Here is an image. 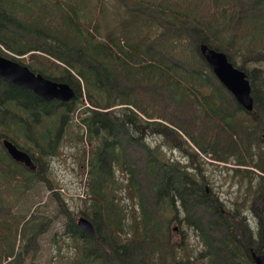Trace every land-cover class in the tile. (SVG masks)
I'll return each instance as SVG.
<instances>
[{
    "label": "trees",
    "instance_id": "trees-1",
    "mask_svg": "<svg viewBox=\"0 0 264 264\" xmlns=\"http://www.w3.org/2000/svg\"><path fill=\"white\" fill-rule=\"evenodd\" d=\"M63 1L64 5L62 0H53L52 4L51 0H0V43L19 54H37L31 60L32 69L66 81L75 90V96L67 101L45 100L33 90L0 77L4 85L0 90V183L8 187L6 192L23 193L40 180L60 199L58 208L65 217L63 232L70 238L65 242L75 249L64 255V264H218L219 258L226 260L224 264H255L251 251H264V144L248 135L253 134V126L245 124L249 118L240 117L235 123L231 105L219 100L213 89L206 90L211 75L199 45L204 42L225 50L228 59L245 71L257 102L264 97V0L247 9L239 0H203L205 3L198 2L197 14L193 15L183 11L190 0H159L165 6L152 4L154 0H119L132 8L127 7L122 21L113 29L104 20V4H96L94 22L86 23V5ZM50 4L53 12L48 14ZM149 10L179 32L170 30L167 36L156 37L159 33H155L156 23L148 17ZM182 25L187 31L180 30ZM190 67L193 72L185 73ZM123 78L129 87L119 93L114 84ZM82 89L86 90L88 104L79 109L75 127L74 111L84 103ZM154 89L171 93L185 118L197 122L192 129L183 126L184 135L180 134L166 114L170 111L163 112L158 108L163 103L153 101ZM241 123L247 131L245 140L238 131ZM216 124L230 134V150L208 143ZM196 127L207 133L199 136ZM69 128L75 137L67 142L78 146L76 163L88 174L79 212L92 221L95 235L76 223L78 212L58 195L62 194L60 183H50L47 177V156L60 148ZM167 130L197 162L202 158L196 148L223 161V167L232 172L230 176L236 177L231 181L236 187L233 198L225 199L213 184L210 188L203 182L201 164L195 167L165 158L162 146L170 139L161 137V142L153 145L147 141L148 136H164ZM2 136L26 149L36 168L13 160L1 144ZM255 142L256 153L249 148ZM125 144L141 150L142 171L151 194L157 196L155 206H148L141 194L137 201L133 198L138 192L139 167L137 170L134 163L125 161ZM246 210L258 219L257 226L248 222ZM30 219L31 223L22 221L25 228L33 234L40 232V218ZM173 220L181 223L179 229L187 225L201 246L186 238L173 239ZM57 241L53 236L52 242Z\"/></svg>",
    "mask_w": 264,
    "mask_h": 264
},
{
    "label": "rangeland",
    "instance_id": "rangeland-1",
    "mask_svg": "<svg viewBox=\"0 0 264 264\" xmlns=\"http://www.w3.org/2000/svg\"><path fill=\"white\" fill-rule=\"evenodd\" d=\"M52 1L53 0H51V4ZM75 1L77 3L83 4V6L86 5L85 9L87 10V13L86 16L84 17V22L86 23L94 22L93 18L95 15L94 9L96 8V4L98 6H102L104 4L106 9V14L103 17L105 22L106 21L109 22V28L111 29L116 28L118 22L122 21L124 11L127 9V7L132 8L131 4L126 5L119 0H92V1L82 0V2L81 0H75ZM201 1L202 4L205 3L203 2V0H196L191 3L190 0L189 1L190 4L186 8H184L183 11L189 12V14L193 15V13H196L195 7L197 8L198 6L197 4H199L198 2ZM239 1H241V7L244 5L242 8L247 9L249 7H253L255 5L253 3L256 2L257 0H248V4L246 5L244 3L246 0H239ZM62 2L64 5L63 0ZM169 2L170 1L167 0V3ZM153 3L157 5L160 4L164 5L163 4L164 2H161L159 0H154L152 4ZM51 4L48 14L50 11L53 12L51 8ZM194 4H196V6ZM142 10L144 11L143 8ZM167 12L170 11L168 10ZM203 12H205L204 14H206L207 10L204 9ZM102 13H103V9L101 10V14ZM147 13H148V17H150L153 20V23H156L155 33L157 32L159 33L157 34L156 37H160V36L165 37L167 36L166 34H170V30L173 31L174 33L179 32L176 26L170 23L167 24L166 20H163L158 13H155L151 10H149V12ZM262 13L264 14V12ZM115 16H116V20H115ZM48 17L49 15L47 16V19ZM52 22L55 23L54 18H52ZM235 22L239 23V17H236ZM162 25H164V27H162ZM180 30L187 31V29L183 28V25L181 26ZM173 32H171V34H174ZM234 36L235 35H233V37ZM39 41L42 40L40 39ZM39 41L37 43H39ZM0 48H1L0 52L3 53L4 55L9 56L8 58L19 61L20 63H24L32 69V66L34 64L31 63V60L33 58H36L37 54L35 56L29 52L24 54H19L6 49L1 43H0ZM72 56L73 59L75 60L77 59V56L75 54H72ZM182 58H186V56ZM80 60L84 61L85 59H80ZM179 63L184 64L181 61H179ZM206 68L208 73L211 75L210 77H208L209 86H207L206 90L210 92L213 89L214 93H216L217 98L219 100L227 102L228 104L231 105L230 114L232 116V120H234L235 123L240 120L239 119L240 117L249 118L246 119L245 124L247 123L250 127L253 126L251 129V131H253V134L251 133L248 135L252 136L251 137L252 141L254 139H258L259 144L261 143L264 144V97H261V99H259L257 102L256 100H254V112H253L254 115L249 116L247 115L246 110L237 103V101L232 96V94L217 79V77L214 75V73L208 67V65L206 66ZM191 72H193L191 67L186 69L185 71V73H191ZM124 84H126L125 78L121 80L119 79V81L114 84V87L119 93H122L124 92V90H128L129 87V86L126 87ZM2 86L4 85L0 84V90L4 88ZM82 92H83L82 98L84 99V103L83 104L80 103L77 109L74 111L73 118H75V121L72 122L73 126H75L74 122H79V118L81 115L79 109L82 108L84 105L88 104L84 96V93L86 95V90L82 89ZM227 93L229 94V97L227 96L228 95ZM153 96L154 97H152V99L155 102V104H157V102L163 103L162 105L159 104L158 108H161L163 112H166L168 110L170 111L166 114L171 116L173 123H175L178 126V129H180L179 130L181 132L180 134L184 135L182 133V131H184L182 128L183 126L184 129H187V127L191 128L193 124L195 125L197 123L196 121H192L190 118H185L183 111L181 110L182 106L180 104H177V102H175L174 97L167 90L161 92V90L156 91L154 89ZM152 110L156 111L155 109ZM252 116L253 118H251ZM235 123L234 125H237ZM242 124L243 123H241V126L238 125V129H239L238 131L241 132L242 140H245L246 139L245 137H247V133H246L247 131ZM209 126L211 127V125ZM196 128H197L196 132L199 136H201L202 133H207L205 132V130L203 132V130H201L199 127ZM210 129L207 128V130ZM67 132L68 134L67 136L64 137L63 144L60 146V148L57 149L56 153L47 156L48 158L47 177L50 183H55V182L60 183L59 191L62 194L59 193L58 195L59 197L62 196L64 197L63 201H66V204L70 209L73 208L75 210V213L78 212L76 216L77 219L78 216L84 215L83 213L79 212V209L80 207H83V199H84V195L86 194L85 183L88 174L86 170L83 169L82 166H79L76 163L78 146L73 145L72 142H67L70 138L72 139L73 136L75 137V135L71 132V128H69ZM211 132L212 130L210 131V133ZM212 133L213 134L211 138L208 139L209 144H212L213 146L219 148H225V149L228 148L230 150L229 143H232L231 136L230 134L225 132V130L222 128L220 124H216V128ZM163 134L164 136L163 135L159 136V134L154 133L153 135L148 136L147 141H149V143L153 145L160 143L161 137L164 139H170L168 144L164 143V145L162 146V153L165 158L170 160L177 159L180 160L182 163L188 165H190L191 163L195 165V167H198L199 164H201L200 165L201 173L204 178L203 182H205L210 188L211 185L213 184L214 189L218 190V192H220V196L224 197L225 199L230 200L229 197L233 198V196L235 195L234 191L236 187L231 183V181L233 180V178L236 179V177L232 178L230 176L232 172L231 170H228L226 168L227 166L223 167L224 165L223 161L220 160L217 161L209 156L210 153L204 154L203 152H201L199 149L196 148V150L198 151L199 155L202 158V160L198 158V162H197V159L194 156L190 155L189 153L190 150L189 151L186 150L185 145L180 147L177 140L174 141L172 140L174 139L172 131L167 130L165 131V133L163 132ZM256 144L257 142H255V145L253 144L252 146H249V148H251L252 151H254V153L258 151V147L256 146ZM125 146H126L124 152L125 161L134 163L135 168L137 170H138L137 167H139L137 174L138 175L137 182L139 184V186L137 185L138 192L134 194L133 198H135L137 201L138 195L141 194V197H143L144 200H146V202L149 203L148 206H155V200L157 199V196L155 195L154 197V195L151 194V190L148 187L146 174L145 172L142 171V169H144L143 167L144 164L142 163L143 162L142 155L141 156L138 155V152L140 154L141 150L136 149L135 145L128 147L125 144ZM192 148L194 149L193 145ZM245 148L246 149L248 148L247 145L245 146ZM85 150L86 153L89 151L88 144L85 145ZM227 164L230 165L228 162ZM119 174L121 176V172L118 171L117 175ZM7 189L8 187L6 186L5 183H0V264H64L65 263L64 261L67 260L65 256L73 253L75 249L73 246L68 247L65 242V241L68 242L70 238H68L66 234L63 232L65 225V217L62 215L61 211L58 208L60 199H58L56 195H53L51 193V189L48 188L46 182L40 180H37L35 183L30 185L28 190L23 193L19 191H17L19 192L18 194L14 192H6ZM128 200L129 198L125 199L126 202ZM135 205L138 207V203ZM245 212H247L246 219L248 220V222L252 226H257L258 219L254 216V214L249 210H246ZM179 215L181 214L179 213ZM31 217L40 218L41 220L42 230L36 234L35 233L33 234L31 233V231H28V229L25 228V225L22 224V221L25 219L26 220L28 219V223H31L32 222L30 219ZM179 224L181 223L177 222V220L171 221L170 226L172 228V238L176 239V241H181V238H186L193 245L196 244V247H200L201 244L198 243L197 237L193 232L190 231L189 227L183 224L180 227L182 229L181 230L177 228ZM173 226H175L176 228L174 229ZM17 230H19L18 233H16ZM53 236H55L56 239H58L56 243L52 242ZM61 253L63 255H61ZM225 261L226 260H222L221 258H219L218 264H224Z\"/></svg>",
    "mask_w": 264,
    "mask_h": 264
},
{
    "label": "water",
    "instance_id": "water-1",
    "mask_svg": "<svg viewBox=\"0 0 264 264\" xmlns=\"http://www.w3.org/2000/svg\"><path fill=\"white\" fill-rule=\"evenodd\" d=\"M199 53L222 85L232 94L237 103L246 111L254 112V98L251 94V84L243 69L235 66L225 51L215 49L208 43H200ZM0 77L17 86L33 90L45 100L56 99L67 101L75 96V90L66 81H59L32 70L28 65L0 54ZM1 144L8 155L29 169H35L36 163L31 154L2 136ZM77 224L92 235L96 234L95 226L85 215L76 219ZM255 264H264V251H251Z\"/></svg>",
    "mask_w": 264,
    "mask_h": 264
},
{
    "label": "flooded vegetation",
    "instance_id": "flooded-vegetation-1",
    "mask_svg": "<svg viewBox=\"0 0 264 264\" xmlns=\"http://www.w3.org/2000/svg\"><path fill=\"white\" fill-rule=\"evenodd\" d=\"M0 54H3V53L0 52ZM3 55H4V54H3Z\"/></svg>",
    "mask_w": 264,
    "mask_h": 264
}]
</instances>
